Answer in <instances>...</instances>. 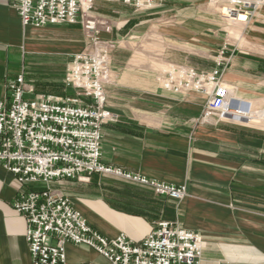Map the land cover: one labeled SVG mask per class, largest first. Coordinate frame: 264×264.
Returning <instances> with one entry per match:
<instances>
[{"label":"crops","instance_id":"crops-1","mask_svg":"<svg viewBox=\"0 0 264 264\" xmlns=\"http://www.w3.org/2000/svg\"><path fill=\"white\" fill-rule=\"evenodd\" d=\"M258 1L244 12L246 19L230 22L207 0H164L141 10L94 2L91 14L103 24L100 37L120 39L111 60L124 63L112 67L105 91V106L115 119L101 127V160L184 184L187 192L173 200L103 173L52 181L51 190L69 197L101 235L124 233L139 242L156 222L167 220L202 237L201 264H264V120L250 121L259 127L238 120L198 122L206 95L172 92L157 79L171 64L209 72L222 56L221 78L231 86V97L262 110L264 0ZM105 9L114 19L105 18ZM89 44L77 23L22 26L11 1L0 0V99L19 74L35 94L61 93L69 59ZM20 188L15 175L0 166V264H31L25 222L12 207ZM65 255V264H105L81 244L67 243Z\"/></svg>","mask_w":264,"mask_h":264},{"label":"built area","instance_id":"built-area-1","mask_svg":"<svg viewBox=\"0 0 264 264\" xmlns=\"http://www.w3.org/2000/svg\"><path fill=\"white\" fill-rule=\"evenodd\" d=\"M10 1L22 26L81 23L90 39V49L72 55L63 77L67 86L87 95L88 102L57 95L29 97L31 89L22 74L10 81L8 96L0 99V166L14 174L21 186L12 207L24 219L31 264H65L67 243L92 248L105 264H201L202 237L178 222H156L139 242L124 233L109 239L87 223L69 197L51 190L54 180L84 179L103 173L147 185L157 195L173 200L187 194L184 184L159 182L105 165L101 160V127L115 119L105 106L104 87L117 41L100 37L102 22L91 14L96 0ZM102 1H118L141 10L153 8L162 0ZM229 1L230 15L243 13L245 7L254 4L252 0ZM224 61L219 56L216 68L209 72L172 64L158 81L172 92L193 90L206 95L198 122L238 120L248 124L252 119L264 120V108L254 110L248 102L231 97L229 85L221 78Z\"/></svg>","mask_w":264,"mask_h":264},{"label":"rangeland","instance_id":"rangeland-1","mask_svg":"<svg viewBox=\"0 0 264 264\" xmlns=\"http://www.w3.org/2000/svg\"><path fill=\"white\" fill-rule=\"evenodd\" d=\"M163 1L164 0H162L159 4H157V5H161L162 3H163ZM252 1H254V4L252 5V6H254L255 4H258V0H252ZM207 2L210 4V6H212V7H214V6H216V7H218L219 8V13L222 15V17H224V19H226L228 22H230V21H232V20H237V19H239V20H244V19H246V13H244V12H246V10H248V8L249 7H252V6H249V7H245L244 9H243V13H239V14H237V15H230V14H227V8H229V6L231 5L230 4V1L229 0H207ZM156 6V5H155ZM154 8V7H153ZM150 9V8H149ZM114 12L113 11H109V10H106L105 9V12H104V15L106 16L105 18H109V19H114ZM241 16H243V18H241ZM106 22H108V21H106ZM79 26H80V28H81V31L85 34V36H87V33H85V31H84V28H83V26H82V24L81 23H77ZM88 37V36H87ZM117 41V43L115 44V48L114 49H116L117 48V45L119 44V41H120V39L119 40H116ZM90 45V44H89ZM88 45V49H90V46ZM82 52V51H81ZM71 59V58H70ZM69 59V60H70ZM225 62V61H224ZM117 66L118 65V67L119 68H121L122 66H124V63L123 62H121V58H120V61H115V60H111V55H110V67H109V71H111L112 70V67L113 66ZM172 65V64H171ZM157 66V65H156ZM225 66H226V63H225ZM157 68V67H156ZM170 68V66H168L167 68H166V70H168ZM123 70V69H122ZM121 69H120V71H122ZM165 70V71H166ZM162 73V72H161ZM161 73H158V77L160 76V74ZM23 75V74H22ZM108 77H109V79H108V81L105 83V87H104V89H105V91H106V89H107V87H108V84H110L112 81H113V74L112 73H110L109 72V75H108ZM158 77H157V79H158ZM23 78H24V75H23ZM25 82H26V80H25ZM26 84H27V82H26ZM63 85H64V87H63V90H62V88H60V90L59 91H61V93H55V94H52V93H40V94H44V95H52V96H55V95H57V96H62V97H73V98H76L80 103H85V102H88L89 101V97L87 96V95H85L83 92H81V91H77L76 89H74V88H72L71 86H67L66 84H65V82H64V80H63ZM27 87L29 88V89H31V92H29V93H27V96L29 95V97H35V96H37V95H40V94H35L34 93V89H33V87L32 86H30V85H28L27 84ZM229 88H230V91L232 90V88H231V86L229 85ZM249 123V125H254V126H257V127H259V125L258 124H255V123H253V122H248Z\"/></svg>","mask_w":264,"mask_h":264}]
</instances>
